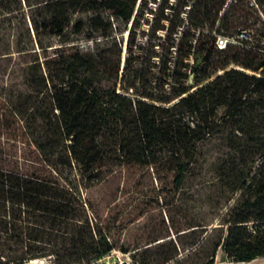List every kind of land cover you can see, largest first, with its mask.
Returning <instances> with one entry per match:
<instances>
[{
  "label": "trees",
  "instance_id": "obj_1",
  "mask_svg": "<svg viewBox=\"0 0 264 264\" xmlns=\"http://www.w3.org/2000/svg\"><path fill=\"white\" fill-rule=\"evenodd\" d=\"M135 2L41 0L29 19L0 13V264H91L107 254L114 244L86 191L127 165L171 173L175 190L201 184L210 204L189 241L141 264L179 263L182 246L191 264H214L219 248L235 262L264 257V74L230 68L168 105L119 92L120 58L96 63L63 30L107 37L113 23L98 4L128 21ZM17 9L22 0L0 2ZM52 33L60 45L45 43ZM36 47L44 72L29 65L28 89L9 88L8 69ZM256 61L247 68L264 64Z\"/></svg>",
  "mask_w": 264,
  "mask_h": 264
},
{
  "label": "rangeland",
  "instance_id": "obj_2",
  "mask_svg": "<svg viewBox=\"0 0 264 264\" xmlns=\"http://www.w3.org/2000/svg\"><path fill=\"white\" fill-rule=\"evenodd\" d=\"M1 1L15 4L17 0ZM28 1L33 4L32 8ZM38 1L41 0H22V10H0V13L18 18L26 15L29 19L39 13L34 6ZM250 1L136 0L128 21L98 4L97 12L104 22L113 23L107 37L96 32L93 39H86L85 33L74 34L71 28H65L63 34L75 37L85 55L96 63L120 58L121 69L117 80L114 79L119 92L168 105L187 94L190 86L193 90L227 69L257 64L251 55L242 57L233 49L213 52L215 33L231 34L239 27L253 26L264 34V0H256L262 11L259 13L253 12ZM55 37L59 36L46 35L44 41L58 44L60 41ZM33 51L37 52L28 56L27 63L8 69L5 83L9 88L28 89L29 65L44 72L42 48L36 47ZM51 53L52 49L47 52ZM37 55L40 61H31ZM5 141L7 136H0V142ZM207 168L208 164L204 175H211ZM207 192L201 184L194 186L192 182L175 190L172 174L164 170L156 172L153 167L127 165L118 169L86 191L114 244L112 250L91 264H119L121 261L141 264L142 260L155 259L159 251H171L173 241L186 243L190 239L189 226L211 218ZM160 243L165 246L158 247ZM179 250L181 262L172 260L166 264L192 263L194 258L188 259V248L182 246ZM214 264H264V257L247 263L235 262L219 248Z\"/></svg>",
  "mask_w": 264,
  "mask_h": 264
},
{
  "label": "built area",
  "instance_id": "obj_3",
  "mask_svg": "<svg viewBox=\"0 0 264 264\" xmlns=\"http://www.w3.org/2000/svg\"><path fill=\"white\" fill-rule=\"evenodd\" d=\"M250 5L254 13L262 12L260 4L256 0H251ZM214 44L218 52H226L233 49V51L240 53L242 56L252 54L256 60L264 61V34L259 33L253 26L239 27L231 34L215 33ZM237 68L257 75L264 74V64L255 70L241 66H237ZM125 263L126 261H121L119 264Z\"/></svg>",
  "mask_w": 264,
  "mask_h": 264
},
{
  "label": "water",
  "instance_id": "obj_4",
  "mask_svg": "<svg viewBox=\"0 0 264 264\" xmlns=\"http://www.w3.org/2000/svg\"><path fill=\"white\" fill-rule=\"evenodd\" d=\"M190 82H191V83L193 82V74H192L191 77H190ZM193 90H195V89H193Z\"/></svg>",
  "mask_w": 264,
  "mask_h": 264
},
{
  "label": "crops",
  "instance_id": "obj_5",
  "mask_svg": "<svg viewBox=\"0 0 264 264\" xmlns=\"http://www.w3.org/2000/svg\"><path fill=\"white\" fill-rule=\"evenodd\" d=\"M259 258H263V257H259ZM256 259H258V258H256ZM255 260V259H254ZM243 263H247V262H243Z\"/></svg>",
  "mask_w": 264,
  "mask_h": 264
}]
</instances>
